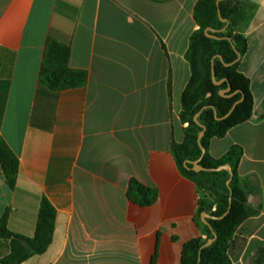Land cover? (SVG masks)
Masks as SVG:
<instances>
[{"label":"crops","instance_id":"1","mask_svg":"<svg viewBox=\"0 0 264 264\" xmlns=\"http://www.w3.org/2000/svg\"><path fill=\"white\" fill-rule=\"evenodd\" d=\"M196 2L0 0V140L19 161L14 190L0 170V216L31 238L41 199L56 211L47 250L21 264H180L183 246L206 237L197 187L171 150L184 140ZM242 8L247 50L238 70L250 81L253 113L209 143L215 159L242 149L238 175L258 211L235 231L231 264H252L264 247V0ZM50 41L70 47L69 68L87 74L83 87L39 84ZM132 180L155 191L152 204L128 198ZM7 254L0 240V259Z\"/></svg>","mask_w":264,"mask_h":264},{"label":"trees","instance_id":"2","mask_svg":"<svg viewBox=\"0 0 264 264\" xmlns=\"http://www.w3.org/2000/svg\"><path fill=\"white\" fill-rule=\"evenodd\" d=\"M197 0L193 9V19L197 30L190 37L187 61L191 76L181 96L180 121L186 124L184 140L172 143L171 150L180 174L192 181L199 192L198 214H208L205 225V238L202 235L188 241L182 250L180 264H231L229 247L235 231L247 218L258 213L247 204V188L238 175V165L242 149L232 146L222 157L213 158L209 154V143L213 138H222L231 128L248 121L253 113L254 100L250 90V81L238 70L239 60L236 51L243 56L247 50L244 35L238 31L240 24L248 19L243 11V0ZM220 17L226 20L222 22ZM226 27V28H225ZM225 30L223 31V29ZM207 29L215 30L206 36ZM229 39L230 41H228ZM234 47V48H233ZM220 56L222 61L218 58ZM70 47L66 44L50 41L47 45L39 74V84L53 92L83 87L87 81L84 71L69 68ZM228 65V66H226ZM212 68L219 85L212 82ZM230 86L231 97H222L221 91ZM233 112L223 117L237 101ZM199 113L196 124L194 116ZM204 128L199 147L198 135ZM202 156V157H201ZM210 171H195L194 162ZM229 166L230 171L219 170ZM19 161L8 145L0 140V170L10 190L17 184ZM232 179L227 185V181ZM215 198L210 203L208 196ZM156 193L132 180L129 184L128 198L141 205L148 206L155 200ZM231 198V201L229 200ZM227 213V214H226ZM56 211L51 203L42 198L39 204L34 234L31 238L13 234L7 226L8 213L0 216V240L8 242V254L0 259V264H21L29 258L43 254L53 237ZM213 242L201 247L210 239ZM200 252V255H199ZM264 263V247L259 250L252 264Z\"/></svg>","mask_w":264,"mask_h":264},{"label":"water","instance_id":"3","mask_svg":"<svg viewBox=\"0 0 264 264\" xmlns=\"http://www.w3.org/2000/svg\"><path fill=\"white\" fill-rule=\"evenodd\" d=\"M220 1H221V0H218V1H217V4H218ZM218 16H219V19H220L222 22H225V23H226V26H227L228 23L226 22V20H223V19L220 17L219 11H218ZM225 28H226V27H225ZM225 28L223 29V31L225 30ZM209 32H211V33H215V30H213V29H207V30L205 31V33H206V36H208V37H211V38H214V39H218L217 37H215V36H213V35H210ZM227 40L230 41L229 39H227ZM233 48H234V47H233ZM236 54H237V60H239L241 56H240V54H239L237 51H236ZM218 58L222 61V58H221L220 56H218ZM226 66H228V65H226ZM211 78H212V82H213L214 85H219L220 83L225 82V80H222V81H217V80H216V77H215V73H214L213 68H212V76H211ZM229 92H230V86H228V88H227L226 90L221 91V92H220V95H221L222 97H231L232 95H234V93H233V94H228ZM242 100H243V98H242L240 101L235 102V103L233 104V106L231 107V109L228 111V113H226V114H225L223 117H221V118H218V117H217V114H216L215 109L212 108V109H213V112H214V117H215V119H216V120H223V119L227 118V117L233 112V110L235 109V107L237 106V104H239ZM198 117H199V113H197V114L194 116V121H195L196 124L200 125V124H199V121H198ZM202 128H203V127H202ZM203 134H204V128H203V130H202V131L199 133V135H198V143H199V147H200V149H201V151H202V154H203L204 150H203L202 145L200 144V140H201V138L203 137ZM201 157H202V156H201ZM193 164H194V170H195L196 172H197V171H210L209 169H204V168L200 167V166L198 165V161L194 162ZM219 170H226V171L229 172V171H230V168H229V166H223V167H220ZM231 179H232V175L230 174V177H229V179H228V181H227V183H226L227 185H229ZM229 200L231 201V198H229ZM226 214H227V213H226ZM210 218H211V217H210L208 214H203V215H202V219H203V221H204L206 224H207V219H210ZM213 240H214V238L208 240V241H207V242L201 247L200 252H201V250H202L203 248L209 246V245L213 242ZM200 252H199V255H200Z\"/></svg>","mask_w":264,"mask_h":264},{"label":"rangeland","instance_id":"4","mask_svg":"<svg viewBox=\"0 0 264 264\" xmlns=\"http://www.w3.org/2000/svg\"><path fill=\"white\" fill-rule=\"evenodd\" d=\"M206 196L209 197L208 200H209L210 203L215 202V198L210 196V194H206Z\"/></svg>","mask_w":264,"mask_h":264}]
</instances>
